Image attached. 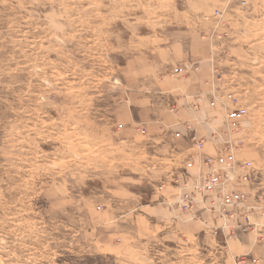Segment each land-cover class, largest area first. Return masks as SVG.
I'll use <instances>...</instances> for the list:
<instances>
[{"label":"rangeland","instance_id":"374dc122","mask_svg":"<svg viewBox=\"0 0 264 264\" xmlns=\"http://www.w3.org/2000/svg\"><path fill=\"white\" fill-rule=\"evenodd\" d=\"M0 264H264V0H0Z\"/></svg>","mask_w":264,"mask_h":264},{"label":"crops","instance_id":"0c3cea01","mask_svg":"<svg viewBox=\"0 0 264 264\" xmlns=\"http://www.w3.org/2000/svg\"><path fill=\"white\" fill-rule=\"evenodd\" d=\"M200 82H201L200 79L195 75V77L192 79V83H193V85L195 87H197L196 92H199L200 89H201L200 87H201V84L202 83H200ZM168 113H170V112H166V114H168ZM188 113L190 114V117H192L190 119H193V118H197L198 119L202 115L201 111H199V112L198 111L197 112H193V111H190V110H186L184 108L176 107V111L174 113H172V115H170L171 117L169 116V120L170 121H168V125L176 127L175 125L180 124L179 121L180 120H183L182 118H184L185 117V114H188ZM186 119H188V118H186ZM200 119L203 120V117L200 118ZM206 122L207 121H205V119H204L203 120V123H202V128H204V129H207ZM179 127L183 128L184 126L183 125H179Z\"/></svg>","mask_w":264,"mask_h":264},{"label":"built area","instance_id":"2783aa9c","mask_svg":"<svg viewBox=\"0 0 264 264\" xmlns=\"http://www.w3.org/2000/svg\"><path fill=\"white\" fill-rule=\"evenodd\" d=\"M174 71H175L176 73H178V72H183V69H182V68H176ZM235 116H236V113H235V112H232V113H230V115H229L230 118H234Z\"/></svg>","mask_w":264,"mask_h":264}]
</instances>
